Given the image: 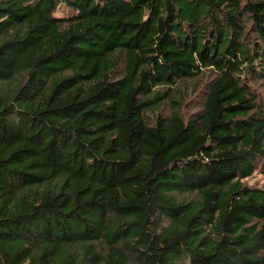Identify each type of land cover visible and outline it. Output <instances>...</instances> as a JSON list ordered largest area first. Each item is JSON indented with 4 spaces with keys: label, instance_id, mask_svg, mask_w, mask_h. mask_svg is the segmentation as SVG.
Returning a JSON list of instances; mask_svg holds the SVG:
<instances>
[{
    "label": "trees",
    "instance_id": "16d2710c",
    "mask_svg": "<svg viewBox=\"0 0 264 264\" xmlns=\"http://www.w3.org/2000/svg\"><path fill=\"white\" fill-rule=\"evenodd\" d=\"M0 264H264V0H0Z\"/></svg>",
    "mask_w": 264,
    "mask_h": 264
},
{
    "label": "rangeland",
    "instance_id": "374dc122",
    "mask_svg": "<svg viewBox=\"0 0 264 264\" xmlns=\"http://www.w3.org/2000/svg\"><path fill=\"white\" fill-rule=\"evenodd\" d=\"M257 178H258V176H256L254 180H257ZM258 182H259V184H261L262 183V179H259Z\"/></svg>",
    "mask_w": 264,
    "mask_h": 264
}]
</instances>
